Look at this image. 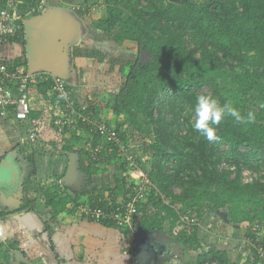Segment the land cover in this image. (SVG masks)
Returning a JSON list of instances; mask_svg holds the SVG:
<instances>
[{"label": "trees", "instance_id": "obj_1", "mask_svg": "<svg viewBox=\"0 0 264 264\" xmlns=\"http://www.w3.org/2000/svg\"><path fill=\"white\" fill-rule=\"evenodd\" d=\"M97 1L83 0L78 14H88L94 9L90 5ZM102 1L106 16L96 19V26L119 44L136 42L139 51L149 52L151 58L120 62L123 85L112 108L115 121L102 117L103 110H110L106 98L103 103L93 97L84 109L74 100L78 112L104 121L123 140H129L132 131L150 139L144 147L149 157L146 160L142 154L137 157L136 152H128L135 155L137 166L150 180L144 189V199L137 203L135 225L139 223L143 231L164 232L169 222V233L173 235L183 217L194 214L196 222H189L191 225L174 233L182 246L198 251L194 264H241L242 253L233 257L219 244L202 240L200 221L216 212L215 217L223 213L228 224L264 223V108L259 107L264 103V0ZM3 6L0 0V8ZM17 9L21 15L17 32L5 42L10 39L23 42V20L40 12L41 0H23ZM87 55L97 56L95 59L99 61L106 56L98 48ZM24 64L26 61L20 59L11 66ZM201 93L212 94L221 104L231 101L242 115L254 110L256 121L238 124L228 117L214 126L218 138L207 140L193 128L195 98ZM29 94L30 116L21 123L33 126L38 146L43 143L55 149L61 144L66 156L79 152V168L85 179L74 193L67 187L63 190L61 175L50 184L41 183L39 192L45 206L57 215L69 210V204L77 205L84 195L88 202L108 209L125 206L140 186L138 181H132L137 177V167L133 169L130 161L118 157L116 152L111 155L104 152L99 161L92 160L85 151V141L91 140L96 145L102 136L91 131L80 118L58 133L54 120L62 110L50 82L31 87ZM121 115L125 116L123 121L118 119ZM39 150L35 152L39 156L47 153L45 149ZM33 153L28 158L35 162ZM111 163L120 164L114 185L104 183L101 189L94 187L95 176L106 171ZM145 163L147 169L141 167ZM246 168L252 172L253 179L249 182L242 181ZM37 199L23 190L21 208H32ZM9 213L0 207V217ZM99 222L115 225L111 221ZM124 231L126 236L130 234ZM247 235L250 236L249 231ZM126 244L135 249L134 242ZM15 245L12 243L6 250L0 245L2 264L11 262V249ZM253 253L243 264H261Z\"/></svg>", "mask_w": 264, "mask_h": 264}, {"label": "crops", "instance_id": "obj_2", "mask_svg": "<svg viewBox=\"0 0 264 264\" xmlns=\"http://www.w3.org/2000/svg\"><path fill=\"white\" fill-rule=\"evenodd\" d=\"M46 2H48V7L55 6L57 1L46 0ZM80 17L79 19L82 20ZM25 38L24 33V40L21 43L12 41L11 39L5 42L0 49V57L11 64L20 59L25 60L26 64L20 67L29 68L27 65L28 48ZM70 89L73 92L74 99H76L74 90L71 87ZM78 103L82 105L81 102ZM86 107L87 106H85V108ZM101 114L102 117H104L103 113ZM17 121L18 120L11 115L7 118L0 115V158L6 156L14 149H18L20 156L13 160V166L18 173L17 180L19 179L21 181V178L24 176L23 181L25 183L22 190L18 193L16 190L18 188L16 185L18 184L17 180L14 182V184L16 183L14 186L3 185L0 187V207L2 206V210L6 209L4 210L6 212H11L9 215L7 214L0 217V224L3 225L2 227H4L3 229L5 230L7 238L13 239V242L16 244L14 249H11V254L13 255L11 263L130 264V255L125 252L128 248V246H126V241H133V238L130 234L126 236L123 229L116 225H106L99 221L86 219L81 216L73 206H70V204L68 206L69 210L67 209L57 215L53 213L52 209L45 206V201L39 192L41 191V185L39 186L36 182V177L42 176L41 178L43 181L50 184L57 176L61 175L60 182L61 185H63V190L66 189V187L79 190L77 187L81 188L84 184L82 178L83 172L80 170V182H74L73 184L75 186L63 182L62 179L67 173L70 162L69 154L71 152H69L68 156L62 154V152H58L54 154L47 153L41 156L37 155L33 163L37 171L30 176V173L26 170L30 167V164H25L23 162L25 161V151H23V145L20 142V140H23V138H21L22 126L21 122L18 121L19 123H17ZM18 143H20V145H18ZM75 153L78 155L79 159V152ZM16 160H19L26 166L25 174L23 168H18ZM22 172L23 175L20 176ZM104 172L95 176V183H93L94 187L99 189L103 187L104 183L100 184L98 181L102 180ZM23 190H26L30 198H38L32 208H21ZM106 194H108V192ZM86 197L87 195H84L83 199ZM167 234V231L162 232L159 239L168 240L167 238H169V236L167 237ZM135 235L137 238V229ZM5 241L6 239H3L1 243ZM249 250L250 249L247 250L248 253H250ZM173 251L174 255L169 257H171L174 263L183 264L184 261L186 264L195 263L194 256L192 261L190 257L186 259L188 256H191V254L188 253L189 251H184L183 247L177 245L173 248ZM17 252L23 253L25 258L21 255H17ZM166 260L167 258L164 262ZM261 264L264 263L261 262Z\"/></svg>", "mask_w": 264, "mask_h": 264}, {"label": "rangeland", "instance_id": "obj_3", "mask_svg": "<svg viewBox=\"0 0 264 264\" xmlns=\"http://www.w3.org/2000/svg\"><path fill=\"white\" fill-rule=\"evenodd\" d=\"M201 1V0H198ZM84 5L83 0H59L56 2L55 6L60 7L62 12H66L65 14L69 15L70 18H75V25L73 27V32L71 33V38L74 37V43L71 44L68 47L67 43L69 40H65L64 38L61 39V45L66 52L64 53V62L63 67H61V72L67 75V79L70 83L71 88L75 92V98L78 102H81V106L85 108V106H88L90 103L91 98L96 97L97 99L101 100L103 103H106L107 99V105L109 107V112L106 110H103V116L106 118V120H113L115 121V113L113 112L112 108L114 107L116 103V98L118 94L120 93V90L122 88L123 81L121 72H120V62H134L136 59L139 60V62L150 60L151 55L149 52L143 50L142 52L139 51L138 44L136 42L131 41H125L123 44L117 43L112 37L109 36V34H106L102 30H100L96 23L94 22L96 19L103 18L106 16V7L102 0H98L96 3H93L90 5V7H93L94 9H90L88 14H86L84 17H80L77 8L78 6ZM79 17L82 19L81 23L79 20ZM72 20V19H71ZM80 38V40H79ZM100 49L102 52V55L105 53V58L103 57L102 61H99L97 56H88V52H92L93 49ZM139 56V57H138ZM122 64V62H121ZM106 98V99H105ZM83 100V102H82ZM112 111V112H110ZM125 116L121 115L118 119L124 120ZM21 122V121H19ZM17 121V123H19ZM21 130L22 135L21 138L23 140H20L21 144L25 148V162L30 164V167L26 169L28 173H30V176L33 175L37 169H35V165H33L34 162H32L28 156L30 153L34 152L35 158L38 154H36V149H45L47 150V153H61V144L59 147H51V145H44L43 143L38 146V141L35 138V130L32 125H27L26 122L21 123ZM133 129L131 128V131ZM129 133L130 139L127 141L129 144V151L131 153L136 152V156H140V154L143 155V157H148L144 153V147L147 146L150 143V139L147 137L140 136L137 133ZM41 147V148H40ZM226 145L223 147L225 148ZM246 147H243L245 149ZM39 150V151H41ZM44 150V151H45ZM38 151V152H39ZM46 153V154H47ZM144 153V154H143ZM39 156V155H38ZM149 158V157H148ZM35 161V160H34ZM119 163H111L108 165L106 171L103 174L102 180L98 181L100 184L107 183L110 185H114V179L116 174L119 170ZM144 169H147V163L141 166ZM136 168V167H135ZM249 168H246L245 171L242 172V181H249L251 180L250 176V170ZM136 176H134L132 181H138V183L141 185V178L144 174V170L140 169L139 166L136 168ZM37 176V175H36ZM234 176V175H233ZM42 177V176H41ZM41 177H36V182L38 185H42L43 179ZM83 181L84 175L82 174ZM138 178V179H137ZM131 182V179L129 180ZM36 183V184H37ZM23 182V187H24ZM130 183H128L129 185ZM77 187V186H76ZM68 188V187H67ZM80 189V187H77ZM68 190L72 193L77 191V189H71L68 188ZM33 195V193H32ZM73 204V203H72ZM70 204V206H72ZM75 205V204H74ZM77 208V205H75ZM2 208V206H1ZM6 210V209H4ZM216 214V212H215ZM214 213L209 214V216H206L203 221H200V228L202 229L203 234L201 235L202 240L209 241L211 240L215 242L216 244H219L220 247H223L225 249L229 250V253L233 257H237L240 253L244 256V258L247 260V258H251L250 255L253 251L250 249L248 253L247 250L243 248L244 241L247 239L248 230L253 226V223L250 221H245L241 224H228L225 223L223 220V213H219L218 217L216 218ZM212 216V217H211ZM189 218H193L192 220L197 221V217H195L194 214H189L188 216L183 217L182 223L180 222L174 229L175 231H180L184 226L188 227V225H191L188 220ZM3 225L0 224V245H3V249L6 250L8 246H11L13 242V239L7 238V235H5V230L2 227ZM212 226L215 227V229H212ZM3 231H2V229ZM165 231H167V237L175 238V234L173 235L169 233L170 230V224L169 222L165 225ZM3 239H6L5 242L1 243ZM15 247V246H14ZM183 247L184 251H189L188 248ZM14 249V248H12ZM242 250V251H241ZM241 251V252H240ZM188 253L191 254V256H188L186 259L190 257V260L197 256L198 251L190 250ZM1 256V255H0ZM194 256V257H193ZM164 262V261H163ZM0 264H2V259L0 257ZM9 264H12L11 262ZM164 264H176L171 260V257L167 258V260L164 262ZM183 264H186L184 261Z\"/></svg>", "mask_w": 264, "mask_h": 264}, {"label": "built area", "instance_id": "obj_4", "mask_svg": "<svg viewBox=\"0 0 264 264\" xmlns=\"http://www.w3.org/2000/svg\"><path fill=\"white\" fill-rule=\"evenodd\" d=\"M3 2L4 6L0 8V49L4 42L17 32V20L21 19L17 7L23 0H3ZM43 4H46V0H41L42 9L40 12L47 8V4ZM34 10L35 9L29 11V13H33ZM11 65V63L0 57V115L2 117L7 118L11 115L19 121L27 120L31 112L29 89L31 87H37L42 82H50L52 91L58 98L57 104L62 110L61 114L54 120V126L58 133L63 132L68 123L76 122L77 119L80 118L83 122L88 124L91 131L95 130L102 136V141L96 143V145H94L91 140L85 141V151L90 153L92 160L99 161L100 154L104 152L110 155L116 152L118 157H121L123 160L128 159L133 169L137 167L138 164L134 160L135 155L128 153V140H123L117 132L104 121L94 119L88 114L85 115L82 112H78L73 92L66 78L54 75L45 70L31 72L29 68H12ZM250 176L252 177L251 171ZM252 179L253 177L251 180ZM148 184H150V180L144 173L141 177V185L136 189V192L132 194L133 196L125 206L120 204L114 207V209H108L99 204L90 203L88 202L89 200L85 198L79 200L77 208L75 205H73V208L86 219L114 222L117 227L129 231L133 238L132 242L135 243L137 203L144 199L146 194L144 189ZM192 219L193 218H189L188 222H196V219ZM248 231L250 232V236H247L244 244L248 245L260 261L264 263V223L257 221L253 223V226ZM125 252L130 255V264H138L135 249L128 247ZM215 263L217 262L215 261Z\"/></svg>", "mask_w": 264, "mask_h": 264}, {"label": "water", "instance_id": "obj_5", "mask_svg": "<svg viewBox=\"0 0 264 264\" xmlns=\"http://www.w3.org/2000/svg\"><path fill=\"white\" fill-rule=\"evenodd\" d=\"M60 9L57 6H48L39 14L23 20L28 48L27 65L31 72L45 70L67 79V75L60 71L61 67H63L62 64L65 60L64 53L66 52L62 48L61 39L69 40L67 43L68 47L71 41L72 44L74 43V37L71 38V33L73 32L77 17L70 18L69 15L65 14L66 12H62ZM79 21L82 23L81 20ZM18 156H20L19 150L14 149L0 161V187L3 185L14 186L16 184L14 182L18 178V173L13 166V160ZM69 156L68 170L62 181L73 186L74 182H80L79 159L75 152H71ZM16 163L18 164V168L24 169L25 174L26 167L24 164L19 160ZM22 175L23 172L20 176ZM23 179L24 176L21 178V181L17 180V192L23 188ZM212 213L215 214V212ZM136 229L135 250L138 264H163L166 258L174 255V251L170 252L171 247L175 248L177 245L182 247L181 243L173 238H167L168 240L159 239V236L162 234L161 231H143L139 223H137ZM17 255L25 258L21 252H17ZM244 262L245 258L242 259L241 264Z\"/></svg>", "mask_w": 264, "mask_h": 264}, {"label": "clouds", "instance_id": "obj_6", "mask_svg": "<svg viewBox=\"0 0 264 264\" xmlns=\"http://www.w3.org/2000/svg\"><path fill=\"white\" fill-rule=\"evenodd\" d=\"M259 107L264 108V103L259 104ZM194 114L196 117L193 124L194 130L209 141H215L218 138L214 126L220 125L222 120L228 117L233 118L238 124H251L256 121L254 110L242 115L231 101L221 104L216 97L209 93H201L195 98ZM243 248L251 249L248 245H244Z\"/></svg>", "mask_w": 264, "mask_h": 264}, {"label": "flooded vegetation", "instance_id": "obj_7", "mask_svg": "<svg viewBox=\"0 0 264 264\" xmlns=\"http://www.w3.org/2000/svg\"><path fill=\"white\" fill-rule=\"evenodd\" d=\"M40 13V12H39ZM38 14V13H37ZM37 14H35V15H37ZM33 16V15H32ZM66 30H67V27H66ZM25 164L27 163V162H25V161H23ZM26 167V166H25ZM20 192V191H19ZM18 193V192H17ZM21 195V194H20ZM170 250H171V252L173 251V248L171 247L170 248Z\"/></svg>", "mask_w": 264, "mask_h": 264}, {"label": "bare ground", "instance_id": "obj_8", "mask_svg": "<svg viewBox=\"0 0 264 264\" xmlns=\"http://www.w3.org/2000/svg\"><path fill=\"white\" fill-rule=\"evenodd\" d=\"M129 246V245H128Z\"/></svg>", "mask_w": 264, "mask_h": 264}]
</instances>
